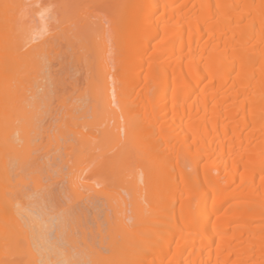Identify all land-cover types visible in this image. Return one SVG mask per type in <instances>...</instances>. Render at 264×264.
<instances>
[{"label":"bare ground","instance_id":"bare-ground-1","mask_svg":"<svg viewBox=\"0 0 264 264\" xmlns=\"http://www.w3.org/2000/svg\"><path fill=\"white\" fill-rule=\"evenodd\" d=\"M24 1L0 0V264H264V0H107L110 46L98 24L103 46L91 54L102 67L90 94L102 141L70 124L71 111L84 115L86 103L60 99L71 128L60 137L45 128L52 156L36 140L56 91L48 68L56 52L47 51L53 44L45 34L46 45L32 42L52 28L45 21L36 33L27 28L39 0ZM60 1V38L69 50L62 62L89 65L82 41L89 27L74 20L75 0ZM120 134L124 144L134 141L133 156L141 148L138 159L146 157L145 165L135 158L140 172L131 164L123 179L118 163L131 150L122 149ZM73 142L85 149L105 143L111 153L120 146L106 155L107 168L124 180L127 196L111 193L106 181H96L98 188L83 181L79 163L73 172L61 159ZM176 154L192 160L191 173L171 162ZM63 179L66 188L54 183ZM62 198L69 200L51 203Z\"/></svg>","mask_w":264,"mask_h":264},{"label":"rangeland","instance_id":"rangeland-1","mask_svg":"<svg viewBox=\"0 0 264 264\" xmlns=\"http://www.w3.org/2000/svg\"><path fill=\"white\" fill-rule=\"evenodd\" d=\"M25 1H27V0H25ZM24 1V2H25ZM42 1H45V2H43L42 3ZM28 2H29V0H28ZM74 2V1H73ZM37 3H39V4H33L32 6H31V8L29 7V13H31V15L29 14V13H27V15H26V17H25V19H26V24H27V26L29 25L30 26V28H32V26L34 27L33 29H32V31L34 32L35 31V33L36 32H38V31H41V30H43V28H42V26H39L38 25V23H40V21L41 22H47V24H49L48 26L50 27V28H52L51 30H50V32L49 31H46V32H44V31H42V33H41V35H39V37H37V36H35L36 38H35V40L34 41H32V42H35V44L37 43V42H40L41 40L43 41V39L45 38V36L48 38V43H49V40L50 41H52V44L54 45H52V46H50L49 44L51 43H49L47 46V51L49 52V51H51V47L53 48L54 47V49H55V54L53 53V55L51 56V58H49V59H51L50 60V62H49V64L48 65H50L48 68L51 70V72H52V77H50V79L51 80H55L54 82H56L55 83V85L53 84H51L52 85V87L54 86V90H53V92L55 91V93H52L51 94V92H50V94L53 96H51L52 97V99H51V102H48L49 104H52V106L50 105V107L47 105V108H48V111H46V112H44V114H43V116H44V118H42V122L40 123L41 124V126H42V133L43 134H46V135H43L42 133L39 135V138H38V140H36V142L37 143H39L41 146H40V148H43V151L44 150H46L47 148H49V153L51 154V156L53 155V153H55V152H52L54 149V142L52 143V141H50L49 139V141L50 142H46L47 140H46V138H47V129H49L50 131H52L51 129L53 128V133L57 136V137H60V133H61V130L63 131V132H65L64 131V128H66V127H69L68 126V122H67V120H69L70 119V115H68L67 114V110L69 109V107L72 105V104H70V103H81L82 102V105L84 106L85 104L83 103V102H85L86 103V105L84 106L85 107V109H86V107L88 106V109H86V110H84L85 112L86 111H88L87 113H83V110L81 109L80 110V112L81 113H83L84 115H80V113H79V111L77 110V112H76V110H75V112L73 111H71L70 109V111H71V113H74L73 115H74V118L72 117L71 118V122H70V124H72V128L73 129H75V125L77 126V129L79 128V130L81 131V132H84V133H86V131L88 132H91L90 134H92V136H93V138L92 137H90V138H92L91 140H92V142L94 141H96L98 138H96V136H100V138L102 137V134H101V132H102V125H100V127H102V128H100V127H98L99 125H97V123H96V126L98 127H96V126H94V124H92V123H94V118H92V116H94V114L95 113H97L98 114V111L95 109V113H94V108L93 107H95V108H97L96 106H98V104H97V102L95 101V99H91V96H90V94H91V90H93V86L95 85V83H97V82H99V80H100V77L102 76L101 75V73H99V71L101 72V68L99 67V63L97 64V61H95L96 60V57H95V55L94 56H92L91 54H93V49H97L98 48V50H100L101 49V47L103 46V45H100V46H98L99 44H100V42H99V36H98V34H97V32H96V30H97V26H98V24H102L103 25V28H105L106 29V31H105V36L104 37H106L107 38V36H108V34H107V32H108V24H107V19H108V16H109V7H110V5H109V3H108V1L107 0H75V2L74 3H72V10L74 9L75 11H73V13L75 12V14H76V16H75V14H74V20H76L77 22H78V24L81 26V25H84V24H87L86 26L87 27H89V29H88V31L87 32H84L85 34H87L86 36V39L84 38L82 41H83V43L85 44V45H87L88 47H89V54H87L88 55V59L90 60H88V62L90 63H92V62H94V64H96V65H98V66H96V65H94L93 63H92V65H91V63L89 64V65H87V64H85L86 63V60H85V63H78L77 65H76V67H74V68H65V67H67V64L64 66V63L65 62H62V61H64L63 60V57L65 56L64 55V51H69V50H65V48H64V40H62L60 37H61V34H62V30H61V28L63 27V25L65 24V23H63V20H62V16H61V1L60 0H39V2H37ZM40 3H42V4H44L45 5V7H44V10L42 11V13H40V15L39 14H37L36 16H33L32 15V9H33V7H35V8H37V6L39 5L40 6ZM43 5V6H44ZM76 7V8H75ZM77 7H78V9H77ZM78 10V12H77V10ZM72 20V19H71ZM23 21H24V19H23ZM28 21V22H27ZM46 24V25H47ZM29 26L27 27V28H29ZM100 27V26H99ZM96 28V29H95ZM100 30V29H99ZM49 32V33H48ZM35 33H33L32 35H35ZM42 34L44 35V38L43 37H41L42 36ZM51 34V35H50ZM55 34V35H54ZM49 35V36H48ZM82 35V34H81ZM90 35V36H89ZM82 37H84V36H82ZM40 38H43V39H40ZM46 38V39H47ZM37 40H39V41H37ZM96 40V41H95ZM107 40H108V42H106L107 43V45H109L110 46V44H108V43H110V39H108L107 38ZM82 41H81V43H82ZM95 41V42H94ZM99 42V43H98ZM92 43V44H91ZM98 45H97V44ZM43 44H45L46 45V42L44 43V41H43ZM93 45V44H95V45H97V47H94V46H91V45ZM50 46V47H49ZM84 46V45H83ZM26 47V46H25ZM46 47V46H45ZM85 48V47H84ZM84 48H82L81 49V51H83V49ZM111 48V49H110ZM46 49V48H45ZM77 49V48H76ZM57 50V51H56ZM77 50H79L80 51V49H77ZM92 50V51H91ZM110 50L112 51L113 50V48L112 47H107V52H106V54H108V51H109V54H110ZM52 51H54L53 49H52ZM71 51V50H70ZM115 51V50H114ZM78 52V51H77ZM92 52V53H91ZM82 53V52H81ZM80 53V54H81ZM86 53V52H85ZM95 53V52H94ZM115 53V52H114ZM114 53H111L112 55H109L108 57H111V56H114ZM50 54V53H49ZM52 54V53H51ZM87 55L85 54L84 56L82 55V57H83V59L82 58H80V61H82V60H84L85 58V56L87 57ZM90 55L92 56V57H95V58H89L90 57ZM116 55V54H115ZM112 58V57H111ZM92 60V61H91ZM106 60H107V58H106ZM109 60H112L113 61V59H108V61ZM111 61V62H112ZM77 62V61H76ZM96 62V63H95ZM114 62V61H113ZM113 62H112V64H113ZM109 64H111L110 62H109ZM90 65H91V67H90ZM88 66V67H87ZM77 68V69H76ZM88 68H89V70H88ZM99 70H98V69ZM111 68V67H110ZM112 68H113V65H112ZM110 69V71H112L113 69ZM67 69V70H66ZM72 70H74V71H72ZM76 70V71H75ZM68 73H67V72ZM48 72V71H47ZM50 72V73H51ZM72 72H74V73H72ZM46 74V73H45ZM45 74H44V77H45ZM48 74V73H47ZM31 75H33L32 77H34V74H31ZM49 76V75H48ZM47 75H46V78L48 77ZM35 79H37L38 81H39V79H40V81L41 82H39L40 84L43 82L42 80H44V78L41 80V77L39 78V77H34ZM39 78V79H38ZM45 78V79H46ZM31 79V78H30ZM33 79V78H32ZM34 79V80H35ZM48 79V78H47ZM111 80V77L109 76V81ZM50 81V80H49ZM37 82V81H36ZM53 82V83H54ZM38 83V82H37ZM45 83H47V85H49L50 86V88H51V85L49 84V82L48 81H46ZM51 83V82H50ZM42 86V85H41ZM48 86V87H49ZM55 86L57 87V88H55ZM42 89V88H41ZM40 90V89H39ZM57 93H59V96L58 97H56L55 98V96L57 95ZM60 99L61 100H63V102H64V105L66 106V105H68V104H70V106L69 107H67V109L63 106V105H61V102L62 101H60ZM48 100V99H47ZM50 100V99H49ZM48 100V101H49ZM69 100H70V102H69ZM96 102H94V101ZM68 101V102H67ZM62 102V103H63ZM92 102H94L95 103V106H92V110H91V103ZM47 103V104H48ZM93 103V104H94ZM60 104V105H59ZM59 106H61V108L59 107ZM82 106V107H83ZM83 107V108H84ZM51 109H52V111H51ZM54 109H57L56 110V112H57V114H55V115H53V111H54ZM99 109V108H98ZM93 111V113H91ZM47 112H49V113H47ZM59 112V113H58ZM46 113H47V116H46ZM50 113H52L51 115H49ZM76 113H79V115H80V118L78 119V117H77V115H75ZM60 116H59V115ZM91 114H93L92 116H91ZM97 114H96V116H97ZM52 115H53V117H52ZM58 115V116H57ZM42 116V117H43ZM50 116V118H48ZM57 116V117H56ZM83 116V117H82ZM100 116V115H99ZM52 117V118H51ZM56 117V118H55ZM77 117V118H76ZM69 118V119H68ZM73 119V120H72ZM93 120V121H92ZM97 120H101V119H98V116H97ZM97 120H95V121H97ZM122 120V119H121ZM44 124V126H43V124ZM79 125H78V124ZM75 124V125H74ZM101 124H103V123H101ZM60 125V126H59ZM67 125V126H66ZM65 126V127H64ZM79 126V127H78ZM51 127V128H50ZM45 128H47V129H45ZM70 128H71V125H70V127L68 128V130H70ZM55 129V130H54ZM57 129V130H56ZM67 129V128H66ZM50 131H49V134H51L50 133ZM99 131H101V132H99ZM67 132V131H66ZM88 132V133H89ZM68 133V132H67ZM122 133V132H121ZM62 134V133H61ZM70 135L69 136H71L72 134L71 133H69ZM75 134V133H74ZM121 135V134H120ZM68 136V137H69ZM73 136V135H72ZM71 136V137H72ZM75 136V135H74ZM77 136L79 137V134L77 133ZM122 136V138H121V140H122V149L124 148L123 147V145H125V146H128L127 148H129L131 151H128L129 149H126L127 151H128V153L129 152H131V153H129L128 155H127V157L125 158L126 160H123V159H121V162H119L118 164H120L119 165V167H121V168H119L120 169V171H119V174L120 173H122V174H120L121 175V177H122V179L125 177V176H128V172L126 173L125 172V170L127 171L128 170V168L130 167V165L131 164H133V165H131L132 167H133V171H134V169L135 170H138V172H140V167H139V169H137L138 168V166L136 165V163L138 164L139 162H142V161H140L141 159H143V164H144V162L146 161L145 159H146V157L144 158H141L140 160L138 159V154L139 155H141V154H143L142 153V151H141V153H140V149L138 148L137 150V152H139L138 154L137 153H135L136 154V156L134 155L133 156V152H135L136 151V149H135V144L133 143L134 141L132 140L131 141V143H133V144H129L128 142H126L127 144H124V142H123V140H124V135H121ZM120 136V137H121ZM134 136H135V134L134 135H132L131 136V139L132 138H134ZM76 137V136H75ZM95 137V138H94ZM76 139V138H75ZM130 139V140H131ZM135 139V138H134ZM59 141H60V143H61V139L59 138ZM98 141V142H97ZM96 142H97V144L99 143V142H101L102 141V139H101V141L100 140H97ZM70 142H72L71 140H70ZM95 142V143H96ZM47 143H49V145H47ZM50 143H51V145H50ZM38 144V145H39ZM73 144H74V147L73 146H71L72 148H70V146H68L67 148H66V151H65V153H64V149L63 148H61L60 150H59V152H61V153H64V154H62V157H61V159H64L65 161H67V164H68V166H69V168H70V165H71V168H75L74 170L73 169H71V170H73V172L74 171H78V170H80V168H84L82 171L83 172H81V176L83 177H86V178H82V179H84L83 181H86V183H90V184H95V186L98 188L99 186H98V184H96V181H100V180H102V181H106V183L107 184H109L108 185V187H109V189H112V191L111 190H109L111 193L113 192V191H116V194H117V191L118 192H120L121 193V195H125V196H127V194L125 193V190H123V188L124 187H126V186H124V185H126L125 184V182H124V180H120L121 178H119V177H117V176H114V175H111L110 174V172H109V169L107 168V164H108V166H109V162H108V157H106V155H108V156H110L111 154H113V152L115 153V152H117V150H119L118 148L120 147V146H115L114 147V151L112 150V153L108 150V149H106L107 148V145L108 144H106V146L104 147V146H102V145H104V144H101V145H99V146H101L100 148H97L98 147V145L96 144V148H95V146H93L94 148L93 149H85L84 148V146H85V144H84V146L83 145H81V146H75L76 144L73 142ZM100 144V143H99ZM121 144V143H120ZM93 145H95V144H93ZM129 145H132V146H130L129 147ZM83 146V147H82ZM76 147V148H75ZM131 147H133L135 150H133V149H131ZM70 148V149H69ZM68 149V150H67ZM72 149V150H71ZM105 149V150H104ZM121 149V148H120ZM121 149V150H122ZM125 149V148H124ZM42 150V149H41ZM41 150H39V151H41ZM102 150H104V152L106 151V150H108L109 151V153H103V151ZM116 150V151H115ZM120 150V152H122ZM132 150H133V152H132ZM39 151H36V153H40ZM56 152H58V151H56ZM66 152H67V154H66ZM49 154V155H50ZM180 154V153H179ZM65 155V156H64ZM177 156H176V159L172 156L171 157V162H176L178 165L179 164H182V167H180L181 169H183V171H186L187 173L189 172V173H191V170L192 169H189V167L190 168H192V166H191V162H192V160H189V157H187L188 158V160H186L187 158L186 157H182V161H183V163H180V162H182L181 161V157L180 156H182V155H178V154H176ZM143 156V155H142ZM142 156H139V157H142ZM132 157V158H131ZM177 157H178V161H177ZM50 158V157H49ZM78 158V159H77ZM134 158V159H133ZM135 158L137 159V162H136V160H135ZM186 158V159H185ZM191 158V157H190ZM175 159V160H174ZM192 159V158H191ZM57 160H59V159H57ZM127 160H129V162L127 161ZM134 160H135V162H134ZM145 160V161H144ZM173 160V161H172ZM60 161V160H59ZM107 161V162H106ZM123 161V162H122ZM179 162V163H178ZM186 162V163H185ZM79 163V164H78ZM124 163H125V165H124ZM146 163V162H145ZM66 164V163H65ZM65 164H63V165H65ZM76 164H78L76 167H80L78 170H77V168L75 167V165ZM123 164V165H122ZM142 164V165H143ZM74 165V167H72ZM122 165V166H121ZM135 165V166H134ZM145 165V164H144ZM129 166V167H128ZM137 166V167H136ZM181 166V165H180ZM128 167V168H127ZM135 167V168H134ZM185 167V168H184ZM188 167V168H187ZM125 168V169H124ZM130 169V170H131ZM176 169V168H175ZM175 169H173V172L175 173V171H177V169L175 170ZM186 169V170H185ZM62 171H63V174L65 173V178H66V172H68V167H67V165L66 166H62V169H61ZM121 170H123V171H121ZM175 170V171H174ZM129 171V170H128ZM16 173L15 174H18L19 175V173H21V171H20V169H16V171H15ZM132 172V171H131ZM124 173H126L127 175H125V176H123V174ZM130 173V172H129ZM177 173H179V172H177ZM176 174V173H175ZM109 175H111V176H109ZM175 176H178V174H176ZM63 177H64V175H63ZM27 179V181H28V178H26ZM43 179H45V178H43ZM43 179H42V181H43ZM58 179V178H57ZM81 179V180H82ZM127 179V178H126ZM46 180V179H45ZM44 180V181H45ZM50 180V182L53 180H51V179H49ZM43 181V182H44ZM124 183L123 185L121 184L122 182ZM46 182H49V181H46ZM46 182H44V183H46ZM64 182V184L66 183V181L63 179L60 183H59V181H55L54 183H57L58 185H61L62 183ZM85 183V182H84ZM56 184V185H57ZM52 185H54V186H56L55 184H53V182H52ZM52 185H51V187H52ZM53 186V187H54ZM61 186H63V187H65L66 188V184L65 185H61ZM122 186H124V187H122ZM52 187V189H53V191L55 190V189H57V188H59V187H57V188H53ZM62 187V188H63ZM95 187V188H96ZM29 188V189H28ZM64 188V189H65ZM63 189V190H64ZM125 189V188H124ZM31 191V183H29V185H28V187H27V191ZM56 191V190H55ZM113 193H115V192H113ZM65 194H66V192H65ZM64 194V195H65ZM115 194V195H116ZM163 194V193H162ZM68 195V193L66 194V196ZM114 195V194H113ZM50 196V195H49ZM66 196H62V197H65V198H67ZM129 197V196H128ZM45 201L46 202H50V199H49V197L48 196H45ZM50 198H51V196H50ZM63 199V200H66V201H62L61 199H58V200H61V202H60V204H58V203H54V201H52L51 203H53L54 204V206L56 207V206H58V205H61V204H64V202H67V200H69V198L68 199ZM124 199H125V201H127L128 202V200H126L127 198H125L124 197ZM58 200H55V201H58ZM48 202V203H49ZM143 203H145V202H143ZM128 204V203H127ZM126 204V205H127ZM129 205V204H128ZM126 207H128V206H126ZM130 207V211L128 210V208H126V210H127V212L125 213V214H127V217H128V215L129 216H131V206H129ZM109 210V209H108ZM109 212V211H108ZM112 214H110V216H111ZM127 220V222H128V224H130L132 221H131V217H130V219L129 218H127L126 219ZM104 251V250H103ZM105 254L106 253H108V252H104Z\"/></svg>","mask_w":264,"mask_h":264}]
</instances>
